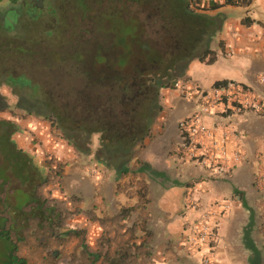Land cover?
I'll return each instance as SVG.
<instances>
[{"label":"crops","instance_id":"0c3cea01","mask_svg":"<svg viewBox=\"0 0 264 264\" xmlns=\"http://www.w3.org/2000/svg\"><path fill=\"white\" fill-rule=\"evenodd\" d=\"M217 2L204 9L215 16L217 31L176 79L184 89H159L160 110L125 163L95 158L98 133L81 156L41 116L15 120L13 141L45 174L24 192L27 209L6 216L23 264H201L202 248L211 264H247L242 233L249 209L250 236L264 264V107L230 117L236 136L228 147L239 149L241 160L228 172L185 163L180 155L177 123L197 108L194 87L229 80L264 100V0ZM6 111L0 118L13 120ZM208 208L217 212L213 235L197 249L186 242L188 227Z\"/></svg>","mask_w":264,"mask_h":264},{"label":"trees","instance_id":"16d2710c","mask_svg":"<svg viewBox=\"0 0 264 264\" xmlns=\"http://www.w3.org/2000/svg\"><path fill=\"white\" fill-rule=\"evenodd\" d=\"M116 1L118 5L104 6L88 20L82 15L91 11L89 6H99L100 0H50L49 9L27 5L28 22L44 11L58 10L60 22L72 29L57 34L65 43L70 35L71 45L63 49L46 43L48 26L32 35L21 23L17 26L19 18L9 28L0 24V85L10 88L20 108L49 119L81 156L88 152L90 135L98 133L95 158L114 166L125 163L148 135L160 110L159 89L171 88L218 27L214 16L194 11L188 0ZM218 6L211 3L205 9ZM50 31L48 37L53 35ZM6 109L9 106L0 97V111ZM16 129L12 120L0 118V194L13 180L19 185L42 180L31 159L16 148L11 137ZM15 190L24 193L22 187ZM16 205V209L23 206ZM252 217L249 209L242 233L250 251L247 264H263L250 236ZM6 221L0 213V264H23Z\"/></svg>","mask_w":264,"mask_h":264},{"label":"built area","instance_id":"2783aa9c","mask_svg":"<svg viewBox=\"0 0 264 264\" xmlns=\"http://www.w3.org/2000/svg\"><path fill=\"white\" fill-rule=\"evenodd\" d=\"M208 1L188 0V3L193 10H202ZM212 1L218 3V0ZM229 1L238 3L241 0ZM171 88L183 90L184 85L180 80H175ZM193 93L198 101L197 108L191 115L177 123L182 138L180 147L182 161L205 169L228 172L241 160L239 149L228 147L229 138L236 136L230 117L246 110L259 111L264 107V100L253 87L236 82L212 84L207 88L196 86ZM191 207H196L194 200H191ZM216 213L214 209L208 208L196 216L189 225L186 235V242L189 245L199 249L211 238L213 233L210 220ZM208 255V250L202 248L201 264H211Z\"/></svg>","mask_w":264,"mask_h":264},{"label":"rangeland","instance_id":"374dc122","mask_svg":"<svg viewBox=\"0 0 264 264\" xmlns=\"http://www.w3.org/2000/svg\"><path fill=\"white\" fill-rule=\"evenodd\" d=\"M43 1H44L43 2L44 6H46L50 0H43ZM97 1L98 0H96V2ZM240 4H244V3L241 2ZM74 5L76 7H79L80 6V2L79 1H75ZM109 5L116 6V5H118V2L115 0V1H112L111 3H109V0H102V1L100 0V5L99 6L104 7V6H109ZM15 9H19V12H18V16L19 17L17 16V13H16ZM29 9H30L29 7L25 6L24 10H23V8L21 6H19V3H11V2H9L7 0H0V15H4L5 16V19L3 20V24H2L3 27L4 28L11 27L12 24H14L15 18H19L17 26H18L19 23H21L22 26H24V28H26L28 33L32 34V35H33V32H37V30L39 31V30L43 29L44 26H48V28H50L49 30L52 31V32L51 31L50 32L53 34L51 36V37H53V40H51V37H48L49 34L47 33L49 30H47L48 28H46V30H47L46 34L47 35L45 37V41H46V43H48V45H50V46H53V45L56 46L57 45V47L59 49L60 48L63 49V46H70L71 45L69 43V41L71 40V39H69L70 35L66 36L67 40H68L66 43L64 42L63 39L57 38L58 37L57 34L61 30H66V29H68V31L72 30L71 28H69V26L64 25L62 22H60V20L57 17L58 10L56 12H54V13H48L47 11H44V13H41L40 15L38 14L37 18L31 19V21L28 22V20L26 18H28V14H29L28 10ZM194 11L207 14V12H205L204 9H202V10H194ZM47 14H48V16H47ZM49 15H50V17H49ZM47 18H50L49 20H51L52 22L49 23ZM68 34H70V33H68ZM8 35L10 37L13 36L12 33H8ZM0 97L9 106V109H6L7 111L6 110H3V111H6L7 114L9 113L10 116H14L13 117L14 119L12 121L17 126V129L14 131V133H15V132H17L19 130V126L16 123V121H18V119H22L23 116H26L27 114H32V115H34V114L32 112H28L25 109L19 107L17 97L14 94L11 93V91H10L8 86L0 85ZM25 106L27 107V105H25ZM1 114H2V111H0V115ZM46 120H48L50 122L49 119H46ZM52 130H53V133L55 134L56 137H59L62 140H65L66 142H68L63 137V135L61 134V132L58 129H56L55 127H52ZM11 137H12V135H11ZM28 141L31 143V145H33V141H34L33 139L29 138ZM14 144H15V142H14ZM15 146H16V148L19 151H21L22 153L26 154L25 150H27V149H21L16 144H15ZM31 162L33 163V165H35L33 160H32V158H31ZM59 166H60L59 164L58 165L57 164L54 165L52 170H54V169L59 170ZM35 167L38 170L39 176L42 179H44L45 178V174H43L40 171V169L37 168V166H35ZM33 185L34 184H30V183L19 185L14 180L9 182V184L7 185V188H6V190H7L6 193L5 194L4 193L0 194V213L2 214V216H7V215H9V213L13 214L14 212L20 214V213H22V211H24V209H27V207H23L24 209L23 208H19V209L15 208V204H17L16 206L23 205V203L28 201V199H29V197L27 195H25L24 193L19 192V190H15V188L22 187L24 192H27V191H30L31 186H33Z\"/></svg>","mask_w":264,"mask_h":264},{"label":"flooded vegetation","instance_id":"af4514ba","mask_svg":"<svg viewBox=\"0 0 264 264\" xmlns=\"http://www.w3.org/2000/svg\"><path fill=\"white\" fill-rule=\"evenodd\" d=\"M43 0H20L19 1V6H31L32 8H35V9H39V8H43V7H46L49 9V6H44L43 4ZM91 8V11H88V12H85L84 15H82V18H85V20H88V18L90 16H92L94 13H97L99 10L102 9L101 6H89ZM16 10V13H17V16H18V12H19V9H15ZM77 17L80 19V14L77 13ZM5 19V16L4 15H0V23L3 24V20ZM16 19L14 20V23L16 22ZM86 38H88L89 36H87V34L84 36ZM10 89V88H9Z\"/></svg>","mask_w":264,"mask_h":264}]
</instances>
